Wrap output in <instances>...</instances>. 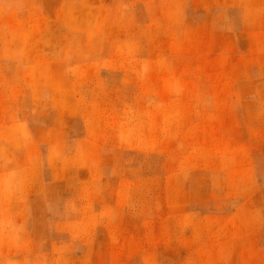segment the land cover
<instances>
[{"label":"rangeland","instance_id":"obj_1","mask_svg":"<svg viewBox=\"0 0 264 264\" xmlns=\"http://www.w3.org/2000/svg\"><path fill=\"white\" fill-rule=\"evenodd\" d=\"M0 264H264V0H0Z\"/></svg>","mask_w":264,"mask_h":264}]
</instances>
